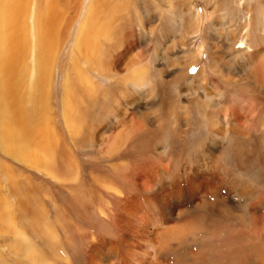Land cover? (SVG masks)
<instances>
[{"label": "rangeland", "instance_id": "obj_1", "mask_svg": "<svg viewBox=\"0 0 264 264\" xmlns=\"http://www.w3.org/2000/svg\"><path fill=\"white\" fill-rule=\"evenodd\" d=\"M92 2L29 0L24 17L28 44L13 96L24 122L46 121L51 158L44 159L35 146L31 154L12 153L0 135V206L9 211L19 234L0 220V264H36L35 256L25 250L26 240L49 264H81L86 239L78 234L77 240L66 241L64 230L69 224L84 228L72 210L77 193L95 186L94 178L101 172L127 166H165L169 182L186 183L197 167L201 178L213 177L208 178L212 190L201 189L198 196L197 244L189 239L182 253L198 252V264H237L232 257L238 254L259 256L264 264V244L244 239L254 233L264 238V229H254L264 217V0H122L137 33L144 4L161 21L148 30L152 40L142 60L119 69L117 75L104 76L88 71L83 48H78ZM51 8L58 16L56 35L63 33L52 50L45 97L39 100L37 21ZM238 23L251 46L246 54L238 49ZM101 40L111 41L113 36ZM135 49L142 50L134 41ZM104 56L102 50L98 60ZM169 65L176 72L174 89L179 97L170 114L160 117L157 103L168 98L166 82L172 79ZM138 71L146 72L147 84L126 90L122 82H130ZM86 73L98 89L91 103L80 80ZM235 80L245 85L239 87ZM232 111L247 115L231 124L244 134L242 138L234 137L230 129L223 138L213 136L211 130H227L226 118ZM146 119L149 124L142 129ZM182 128L188 130L184 139ZM167 148L172 156L165 153ZM103 179L106 188L116 185ZM91 213L85 217L88 224L102 227Z\"/></svg>", "mask_w": 264, "mask_h": 264}, {"label": "bare ground", "instance_id": "obj_2", "mask_svg": "<svg viewBox=\"0 0 264 264\" xmlns=\"http://www.w3.org/2000/svg\"><path fill=\"white\" fill-rule=\"evenodd\" d=\"M190 4L192 6V2H190ZM28 5L29 0H0V135L6 139V145L12 148V153L28 152L31 154L30 150L34 149L35 146V149L38 151L40 150L42 157L48 161L51 158V153L49 150L50 143H48V137L46 136V121L33 122L32 125L24 122L25 119L23 120L24 117L22 115L23 110L14 102L13 96L14 83L18 79L17 77L21 75L19 66L23 61L28 44V40L24 36V17L28 13ZM128 10V6L124 5L122 0H93L89 7L87 22L83 28L78 44L79 49L83 48L84 55L81 54L88 62L89 72L95 70L98 74L103 76L117 75L119 69L122 68L127 70L135 65L137 61L142 60V52L148 50V45L152 40V32L150 33L148 30L151 29L152 31L154 23L161 21V18L153 17L152 14L148 12L149 8L144 4L142 6L143 13H141L143 17H139L141 32L137 33L132 29L133 24L130 22V19H132L133 16L127 14ZM248 11H250L249 8ZM49 13L48 15H41L37 21V68L40 76L39 100L45 97V86L50 72L49 68L52 60V50L55 45L60 43L63 33L59 32L56 35L58 16L53 8L50 9ZM239 23L237 25L240 36V47L238 49L246 54L250 52L249 49H251V46L248 47L245 35L242 36L243 32H241ZM105 36L108 38L113 36V40L102 41L101 38ZM134 41L137 43L138 48H142L141 51H137L136 49L133 50ZM2 50L4 56H2ZM102 50H104V57L106 59L103 58L98 60V56ZM187 51L188 50H185V52ZM169 67L168 69L170 70L171 68L174 69V66L169 65ZM76 73L78 78H80L82 72L79 68L76 70ZM170 75L172 76L171 81L166 82L168 89L166 92L168 94L166 95L168 98L166 100L164 99L165 102L160 104L157 103L159 107V112L157 113L160 117L170 114V110L174 108L173 103H176L175 100L179 97V94L174 89L175 78H177L176 72L173 70ZM145 77V71L135 72L132 80L130 82L124 81L122 85L126 90L134 91L131 85H146L147 81ZM80 80L84 89H86L88 99L91 103V97L95 99V94L98 89L94 88L92 80L88 75L86 79L81 78ZM258 82L259 83L256 84L259 86V89H261V80H258ZM234 83L239 87L245 85L241 83L240 80H235ZM110 99L114 101L115 98L111 97ZM159 99H162L161 96ZM70 103L67 104V109ZM247 108L248 106L244 105L242 111L246 112ZM114 113L115 112H113V115ZM183 118L186 121V118ZM183 118L180 117L182 122H184ZM246 119L247 115L244 117L238 112L232 111L230 118H226L227 130L225 131L222 129V131H218L217 133L211 130V132L213 136L215 135L223 138V136L225 137L229 132L228 129H230L234 137L241 139L244 134L240 132V129L233 128L231 124H233V120L234 123H238L240 120ZM140 120L143 121V119ZM142 121L141 125L139 123L137 124L143 129L149 124V122H147L149 120L146 119L144 120L145 122ZM234 127H236V125ZM187 132L188 130L181 129V133L183 134L182 139L186 138L185 135L188 134ZM218 146L219 144L217 147ZM165 153L172 156L169 148L165 150ZM173 158L171 157V159ZM209 167L210 165L208 168ZM185 169L189 171L190 168L186 167ZM198 171L197 167L193 174L188 177L189 180H187L186 183L180 182L179 179V181L175 182L166 180L168 171L165 166L162 168L159 166L131 168L127 166L113 168L108 172H101V175L94 178L93 182L95 186L93 185V187L89 188L85 186L86 188L83 187L81 193H77L76 199L78 202L74 205V207L76 206L75 209L74 207L72 208L77 218L84 224V228L79 225L69 224L70 227H65L64 229L66 241H68L70 237H72V239L76 238L78 234L86 239L83 240L81 238L86 245L82 247L83 250L82 252L80 251V257L78 256L80 263L198 264V252L182 253L185 245L190 244L188 242L189 239L193 240L192 242L194 245H196L198 241V196L201 189L208 188L209 191L212 190V183L208 181V178H212V181L214 178L207 174L204 178H201L200 174L198 175ZM171 172L173 173V171ZM103 178H110V182L116 184L117 187L115 188L116 185L114 187L110 185V188L104 187L103 183L106 181ZM203 201L204 200H202V202ZM204 203L205 201L203 204ZM187 211L191 212L189 217L186 215ZM90 212L93 213H91L92 218L94 215L98 221L103 223L102 227L88 224V220H85V217ZM260 218H262L261 221L256 222L254 229L257 228L259 231H263L264 217L262 216ZM0 220L5 222L8 229L15 231L17 235H19L16 229L17 226H15L13 219L10 217L9 211L5 208L2 209L1 206ZM244 239L251 240L257 245L264 244V238L257 236L255 233L251 237L250 235L244 237ZM73 240H77V238ZM76 242L78 243V241ZM28 243L27 240L24 243L26 247L25 250L30 256H35L36 264H49L41 255L32 250L33 248L29 246ZM191 246H193L192 243ZM258 257L250 258L248 254H244V256L238 254L232 257V259L237 264H260L261 259ZM61 264L66 263L61 262Z\"/></svg>", "mask_w": 264, "mask_h": 264}]
</instances>
